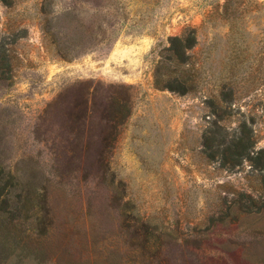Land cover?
Returning a JSON list of instances; mask_svg holds the SVG:
<instances>
[{
	"label": "rangeland",
	"instance_id": "obj_1",
	"mask_svg": "<svg viewBox=\"0 0 264 264\" xmlns=\"http://www.w3.org/2000/svg\"><path fill=\"white\" fill-rule=\"evenodd\" d=\"M44 2L0 0V264H264V0Z\"/></svg>",
	"mask_w": 264,
	"mask_h": 264
},
{
	"label": "trees",
	"instance_id": "obj_2",
	"mask_svg": "<svg viewBox=\"0 0 264 264\" xmlns=\"http://www.w3.org/2000/svg\"><path fill=\"white\" fill-rule=\"evenodd\" d=\"M2 1L7 6H12L15 2V0H2ZM44 1L46 2V5L51 4V0H44ZM44 6H45V4H44ZM44 10H46L45 13L48 14L47 6H46V8L44 7ZM46 21H48V20H46ZM77 22H78L79 26H83V25L79 24V21H77ZM196 43H197V37H196L195 29H187L181 37H176V38L172 39L171 46H170L169 50L173 51V53L175 55L181 56L183 49L190 50L196 45ZM56 45H57V43H56ZM57 46H58V54L62 58L73 59L76 57V55H72L70 53L71 52L70 47H67L69 49H66L65 44H64V47L62 45V47L59 48V44ZM71 48H74V47H71ZM6 67L8 69H10L9 62L6 63ZM178 86H181V85H178ZM171 88L173 91L185 93V92H189V91L194 90V85L192 87L183 86V87H181L182 91H181L180 87H178V88H180V91H179V89H177V87L176 88L171 87ZM217 123L218 122H216L215 125H217ZM243 129H246L245 125H243ZM222 140L225 141V139H222ZM209 142H211V141H209ZM246 143H248L250 146H252L256 143L255 139L253 138L252 131H250V130H246L240 134H237L229 140L228 146L226 147V149L224 150V152L222 154V157H221L222 160L227 159V156H228L227 153L229 151H231L232 148L238 147L240 145H244ZM222 144H224V142H222ZM219 145H220V143H219ZM220 146H222V145H220ZM254 165L256 167L260 168L261 170H264V150H261L260 155L255 158ZM3 172H4V169H2L0 171V175ZM22 191L23 190H22V187H20L19 181L14 179L12 177V174H10V172L8 175L6 174L2 177V179H0V218H2L3 223H6V224L11 223L10 222L11 221L10 216H11V212H12L11 209H13V206L10 203V200H12L13 198L14 199L19 198L22 195ZM14 192L16 194L13 196ZM251 206H253V205H247V207H245V208L250 209ZM2 214H4V215H2Z\"/></svg>",
	"mask_w": 264,
	"mask_h": 264
}]
</instances>
